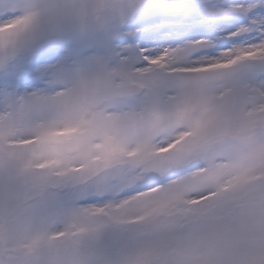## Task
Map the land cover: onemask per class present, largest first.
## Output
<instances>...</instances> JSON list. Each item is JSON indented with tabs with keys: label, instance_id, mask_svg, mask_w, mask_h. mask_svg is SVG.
Returning a JSON list of instances; mask_svg holds the SVG:
<instances>
[{
	"label": "snow or ice",
	"instance_id": "1",
	"mask_svg": "<svg viewBox=\"0 0 264 264\" xmlns=\"http://www.w3.org/2000/svg\"><path fill=\"white\" fill-rule=\"evenodd\" d=\"M0 264H264V0H0Z\"/></svg>",
	"mask_w": 264,
	"mask_h": 264
}]
</instances>
